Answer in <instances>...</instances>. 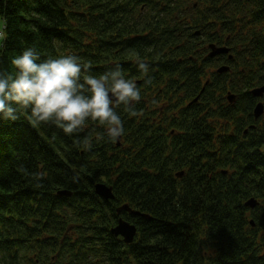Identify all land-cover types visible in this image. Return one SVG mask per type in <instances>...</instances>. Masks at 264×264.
Here are the masks:
<instances>
[{
	"label": "trees",
	"instance_id": "1",
	"mask_svg": "<svg viewBox=\"0 0 264 264\" xmlns=\"http://www.w3.org/2000/svg\"><path fill=\"white\" fill-rule=\"evenodd\" d=\"M0 16V71L34 48L97 76L119 65L141 92L137 116L116 107L115 142L91 120L66 135L23 109L0 116V264H264V0H0ZM159 117L192 150H170ZM120 219L132 243L113 233Z\"/></svg>",
	"mask_w": 264,
	"mask_h": 264
},
{
	"label": "clouds",
	"instance_id": "2",
	"mask_svg": "<svg viewBox=\"0 0 264 264\" xmlns=\"http://www.w3.org/2000/svg\"><path fill=\"white\" fill-rule=\"evenodd\" d=\"M11 63L14 74L0 71V116L5 120L16 121L18 109H23L29 111L28 119L34 125L51 123L66 135L82 131L91 120L106 126L108 139L115 142L124 135L116 107L124 106L131 116L139 114L140 88L124 77L119 65L97 76L75 55L42 60L34 48L25 49ZM136 63L139 71H149L140 58ZM83 143L90 147L87 138Z\"/></svg>",
	"mask_w": 264,
	"mask_h": 264
},
{
	"label": "water",
	"instance_id": "3",
	"mask_svg": "<svg viewBox=\"0 0 264 264\" xmlns=\"http://www.w3.org/2000/svg\"><path fill=\"white\" fill-rule=\"evenodd\" d=\"M211 49H212V52L210 54L211 57H215V56L222 55V54H229L230 52V49L227 47H217L215 45H212ZM232 58L233 56H230V59ZM229 70H230L229 66H223L218 70V72L224 73V72H228ZM253 94L258 98L264 97V86L254 89ZM230 100L233 101V97H230ZM254 113H255L256 119H259L263 115L264 104L262 102L256 105L254 109ZM95 190L99 196H101L102 198L106 200L115 198L112 188L106 186L105 184H102V183L98 184ZM247 204L251 207H254L256 205V200L252 199ZM134 214H137V213H134ZM113 233L116 236H122L126 243H132L136 237L137 228L135 225L129 223L128 221L120 219L119 224L117 225L116 228H114Z\"/></svg>",
	"mask_w": 264,
	"mask_h": 264
},
{
	"label": "flooded vegetation",
	"instance_id": "4",
	"mask_svg": "<svg viewBox=\"0 0 264 264\" xmlns=\"http://www.w3.org/2000/svg\"><path fill=\"white\" fill-rule=\"evenodd\" d=\"M219 56H226V55H218V56H215V57H219ZM215 57H212V58H215ZM208 70L205 69V72H207ZM216 71H217V69H216ZM233 99H235V98H233ZM256 99L258 100L257 101V104L259 102H263L264 103V97H262V98H257L256 97ZM193 101H194V99H193ZM235 101H230V102L231 103H234ZM179 104H180V107H181V104L182 103H179ZM184 105H185V107H191V106L194 105V102L193 103L192 102H187ZM174 117L176 119H181L182 118V116H176V115H174ZM254 117H255V113H254ZM168 121H169V123H171V121H173V120L168 119ZM155 124H156L157 129L159 130L158 138H160L162 140H165L166 141V144H167V146H168V148L170 150L174 149V150L181 151V150H183L185 148L188 149V150H192L191 149V145H190V135L189 134L187 136V133L184 132V131H177V132H175L173 130H170L171 129V124L170 125H167V122L162 117H159L157 120L155 119ZM168 127H169V130L170 131H168V132L167 131H164V130H167ZM247 133L248 132H245L244 135H246ZM216 142H219V140H217ZM204 148L208 151V144L207 143H204ZM203 160H204V158H202V161ZM248 208L251 209V207H249V206H248Z\"/></svg>",
	"mask_w": 264,
	"mask_h": 264
},
{
	"label": "rangeland",
	"instance_id": "5",
	"mask_svg": "<svg viewBox=\"0 0 264 264\" xmlns=\"http://www.w3.org/2000/svg\"><path fill=\"white\" fill-rule=\"evenodd\" d=\"M3 20H2V18H1V16H0V31H2L3 30ZM1 46H2V40L0 39V48H1ZM212 70H216V69H212Z\"/></svg>",
	"mask_w": 264,
	"mask_h": 264
},
{
	"label": "built area",
	"instance_id": "6",
	"mask_svg": "<svg viewBox=\"0 0 264 264\" xmlns=\"http://www.w3.org/2000/svg\"><path fill=\"white\" fill-rule=\"evenodd\" d=\"M0 37H3V33H0Z\"/></svg>",
	"mask_w": 264,
	"mask_h": 264
}]
</instances>
